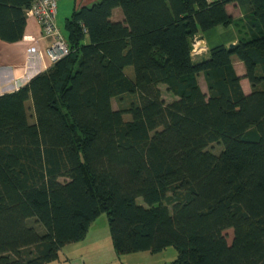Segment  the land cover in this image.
<instances>
[{
	"label": "trees",
	"instance_id": "1",
	"mask_svg": "<svg viewBox=\"0 0 264 264\" xmlns=\"http://www.w3.org/2000/svg\"><path fill=\"white\" fill-rule=\"evenodd\" d=\"M36 1L0 0L3 41L23 38ZM230 26L236 44L194 57ZM65 30L67 56L0 94V264L57 260L103 213L119 255L264 264V0H98Z\"/></svg>",
	"mask_w": 264,
	"mask_h": 264
},
{
	"label": "crops",
	"instance_id": "2",
	"mask_svg": "<svg viewBox=\"0 0 264 264\" xmlns=\"http://www.w3.org/2000/svg\"><path fill=\"white\" fill-rule=\"evenodd\" d=\"M96 1L98 0H61L57 18H61L63 13H66L67 18L75 8L85 5L90 6ZM227 9L234 18L242 17V12L236 4H229ZM112 19L114 21L124 19V14L120 7L114 9ZM60 21L58 20V23H61ZM238 36V31L234 26L217 27L208 30L194 41V57L197 59L207 57L209 50L217 45L225 44L229 46L230 44H236ZM197 41L199 51L195 50ZM49 45L50 38L42 33L40 25L34 19L28 20L21 40L11 43L0 38V91H3L0 94L18 90L35 75L49 68L53 64L46 55ZM235 67L239 75H245V67L238 59H235ZM247 82L249 83L246 78L241 81L244 91L249 93L251 88L250 83L246 87Z\"/></svg>",
	"mask_w": 264,
	"mask_h": 264
},
{
	"label": "rangeland",
	"instance_id": "3",
	"mask_svg": "<svg viewBox=\"0 0 264 264\" xmlns=\"http://www.w3.org/2000/svg\"><path fill=\"white\" fill-rule=\"evenodd\" d=\"M61 16V18H57V24L65 34V20L67 15L66 13H63ZM58 20H61V23H58ZM197 45L198 41L196 42L195 50L199 51V45ZM126 71L130 74L131 71H133V68L128 67L126 68ZM240 75L245 78L244 75ZM200 81L203 88L206 90L207 87L204 82V76L200 77ZM248 84L249 83L247 82L246 87L249 86ZM1 92L3 91L1 90L0 93ZM172 96L174 97V95L165 93L166 101L171 102L173 99ZM130 98L131 96L127 94L124 99H113L114 108H121L126 105ZM30 106L31 102L28 101V107L30 108ZM29 113L32 114L31 109L29 110ZM126 117L128 119L131 118L130 115H126ZM30 119L33 120L32 116ZM210 149L219 152L221 146L219 144H214ZM138 202L144 204L142 198H139ZM30 222L33 223V220ZM225 234L227 235L229 242H231L233 238V230L228 229L225 231ZM59 255L60 256L57 260L51 261L47 264H170L177 258L178 250L174 246H170L164 251L155 254L151 252H137L119 255L114 250L112 243L108 215L107 213H103L91 225L88 234L83 240L65 245L60 250Z\"/></svg>",
	"mask_w": 264,
	"mask_h": 264
},
{
	"label": "built area",
	"instance_id": "4",
	"mask_svg": "<svg viewBox=\"0 0 264 264\" xmlns=\"http://www.w3.org/2000/svg\"><path fill=\"white\" fill-rule=\"evenodd\" d=\"M60 1L38 0L26 10L28 20L34 19L40 25L42 33L50 38V45L46 50V55L52 63L70 53L67 39L57 25V12Z\"/></svg>",
	"mask_w": 264,
	"mask_h": 264
},
{
	"label": "water",
	"instance_id": "5",
	"mask_svg": "<svg viewBox=\"0 0 264 264\" xmlns=\"http://www.w3.org/2000/svg\"><path fill=\"white\" fill-rule=\"evenodd\" d=\"M234 44H230V46H233Z\"/></svg>",
	"mask_w": 264,
	"mask_h": 264
}]
</instances>
